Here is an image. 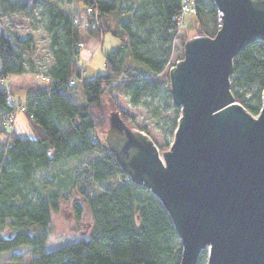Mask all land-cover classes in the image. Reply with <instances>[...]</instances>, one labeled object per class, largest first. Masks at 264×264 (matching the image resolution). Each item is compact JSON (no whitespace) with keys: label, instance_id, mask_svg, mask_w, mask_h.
<instances>
[{"label":"trees","instance_id":"obj_1","mask_svg":"<svg viewBox=\"0 0 264 264\" xmlns=\"http://www.w3.org/2000/svg\"><path fill=\"white\" fill-rule=\"evenodd\" d=\"M42 1L52 55L42 78L49 81L23 103H15L0 85V254L25 246L33 256L31 264H179L181 247L169 214L148 188L127 178L98 132H105L107 106L117 95H128L137 105L159 94L157 77L182 27L175 19L181 0ZM192 4L190 26L196 34L213 36L221 23L213 0ZM25 9V2L0 0V18L3 11ZM106 33L117 42L105 52V70L70 83L78 67V42L94 37L100 47ZM35 50L30 33H1L0 79L37 73ZM230 81L235 100L257 114L264 88L263 41L235 55ZM253 86L255 94L246 97ZM21 105L30 135L5 126ZM118 111L132 127L133 116ZM102 182L106 184L98 190ZM60 211L70 213L84 229L49 250L53 215ZM205 263L203 252L197 264Z\"/></svg>","mask_w":264,"mask_h":264},{"label":"water","instance_id":"obj_2","mask_svg":"<svg viewBox=\"0 0 264 264\" xmlns=\"http://www.w3.org/2000/svg\"><path fill=\"white\" fill-rule=\"evenodd\" d=\"M220 27L194 35L169 68L180 109L161 153L143 131L108 108L104 142L129 179L149 189L180 240L179 264H264V88L257 114L235 100V55L264 42V0H213Z\"/></svg>","mask_w":264,"mask_h":264},{"label":"rangeland","instance_id":"obj_3","mask_svg":"<svg viewBox=\"0 0 264 264\" xmlns=\"http://www.w3.org/2000/svg\"><path fill=\"white\" fill-rule=\"evenodd\" d=\"M18 1L25 2L26 9L21 13L3 11V15L0 18V34L7 33V30H10L21 34L30 33L33 35L36 41V50L33 55V60L38 72L25 73V75L17 77V81L26 84L38 85L40 81L46 82L42 78V75H44L52 60L51 50L49 47L50 32L46 29V6L42 0ZM192 20V14L186 15L183 19L181 29L174 38L173 44L175 49L173 50L166 68L157 77L160 82L159 94L154 98L149 96L144 97L137 105H133L130 102L128 95L119 94L116 96L115 103L113 104L112 102H109L107 106V110L113 105L116 106L118 110L123 109L131 114L133 116L132 127L146 133L156 144L160 153L169 147L170 142L173 139V120L176 118L178 112L180 114V109L173 104L170 95L168 71L169 68L176 63V61L182 58L183 55H181V50L183 51L184 42L194 35H199L196 34L195 29L190 26ZM116 42L117 40L111 34L106 33L104 35V42L101 48L98 49L99 45L95 41L91 40L90 43H87L83 50V54L85 55L84 60H81V62H84L83 65L85 66L83 77L93 78L95 75L105 70V52L111 50ZM165 75H167L168 78H165ZM3 79H0V85L7 87L9 85L8 78H6L4 82ZM35 90V86L16 88L12 92L14 98L13 100L16 103L24 101L26 96L34 94ZM255 90V86L250 87L246 91L245 96L252 97V95L255 94ZM75 92L79 97L78 89H76ZM250 103L253 104L254 101L251 99ZM125 122L127 123V121ZM14 127L21 135L31 134L23 111H19L17 113ZM104 133L102 134L101 132H98L99 137L104 138ZM105 184V182L99 183L97 185V189L101 190ZM53 227V233L46 244V248L49 250L70 242L74 238L81 235L82 230L84 229V226L80 225L70 213L66 214L62 211L53 215ZM176 241L180 244L179 237ZM20 250L21 252L17 254V259L20 260L21 264H31L33 256L30 253L29 248L23 247L20 248ZM203 252L206 256V250H203Z\"/></svg>","mask_w":264,"mask_h":264},{"label":"built area","instance_id":"obj_4","mask_svg":"<svg viewBox=\"0 0 264 264\" xmlns=\"http://www.w3.org/2000/svg\"><path fill=\"white\" fill-rule=\"evenodd\" d=\"M90 11V9H88ZM195 13V7L192 4V0H181V9L179 13L175 16L176 24L178 26H181L183 23V19L186 15ZM220 15V14H219ZM221 20V19H220ZM89 39H94V41L99 45V41L96 40L94 37H90ZM87 41L80 40L78 42V49H79V56H78V67L76 71L72 74L70 78V83H75L78 78L82 77L85 71V66L83 65L84 62H81V60H84L85 55L83 54V50L85 46L87 45ZM97 45V47H98ZM46 82L49 81V78L43 77ZM24 109V105L17 106L13 113H11L5 122L6 128L9 130H12L14 128V122L17 116V113ZM92 140H95V137H93ZM129 179V177L127 176Z\"/></svg>","mask_w":264,"mask_h":264},{"label":"crops","instance_id":"obj_5","mask_svg":"<svg viewBox=\"0 0 264 264\" xmlns=\"http://www.w3.org/2000/svg\"><path fill=\"white\" fill-rule=\"evenodd\" d=\"M92 41H94V39H89L87 40L88 43H90ZM102 46V45H101ZM98 47L99 48H101ZM97 49V50H98ZM25 74H21V75H10L7 76L6 78H8V82L9 85L7 87H5L8 91L11 92L10 97L13 98L12 92L16 89V88H24L27 86H35L36 90L39 88H44L46 86L45 82H41L38 85H33V84H26V83H21L20 81H17V77L22 76ZM6 78L3 79V82L6 80ZM2 80V79H1ZM35 90V91H36ZM14 101V100H13ZM15 102V101H14ZM24 101L18 102V103H23ZM16 103V102H15ZM25 116V115H24ZM16 129V128H15ZM25 246H20L12 251L9 252H4L2 254H0V264H21L20 260L17 259L18 258V253L21 252L20 248H23ZM28 248V247H27Z\"/></svg>","mask_w":264,"mask_h":264}]
</instances>
